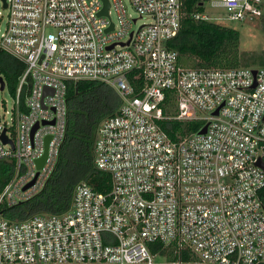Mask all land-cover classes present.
Returning a JSON list of instances; mask_svg holds the SVG:
<instances>
[{
  "label": "built area",
  "instance_id": "obj_1",
  "mask_svg": "<svg viewBox=\"0 0 264 264\" xmlns=\"http://www.w3.org/2000/svg\"><path fill=\"white\" fill-rule=\"evenodd\" d=\"M206 5L245 21L264 0H204L192 17L223 21ZM0 6V49L26 64L16 93L9 89L12 105L0 96V158L16 162L0 194V264H264V66H184L171 45L188 14L183 0ZM1 77L4 91L0 68ZM71 81L106 83L122 100L95 142L111 190L82 180L68 211L12 221L1 206L38 194L56 170ZM169 99L177 113L166 114ZM164 119L203 124L175 140ZM153 242L187 247L196 259L158 261Z\"/></svg>",
  "mask_w": 264,
  "mask_h": 264
},
{
  "label": "trees",
  "instance_id": "obj_2",
  "mask_svg": "<svg viewBox=\"0 0 264 264\" xmlns=\"http://www.w3.org/2000/svg\"><path fill=\"white\" fill-rule=\"evenodd\" d=\"M188 12L182 21L179 35L171 45L180 53L181 63L187 67H239L259 63L264 66V58L243 55L238 49L241 33L238 29L221 21L198 20L192 11L203 10L204 0H183ZM0 68L10 91L15 94L20 77L26 69L23 60L1 51ZM29 85L23 89L25 98ZM122 100L118 92L106 83L96 81H71L68 88V121L59 162L45 188L30 199L14 206L3 204V216L12 221L26 220L36 214H61L68 211L73 202L76 185L85 180L97 191L109 192L112 175L99 169L95 164V142L97 130L108 116L114 115ZM166 114L177 113L176 103L169 99ZM163 129L173 139L198 132L200 121H180L164 119ZM16 168L15 159L0 158V194L12 179ZM264 203V188L260 191ZM152 252L170 261L195 260L189 248L174 245L163 246L160 242L150 244Z\"/></svg>",
  "mask_w": 264,
  "mask_h": 264
},
{
  "label": "rangeland",
  "instance_id": "obj_3",
  "mask_svg": "<svg viewBox=\"0 0 264 264\" xmlns=\"http://www.w3.org/2000/svg\"><path fill=\"white\" fill-rule=\"evenodd\" d=\"M205 9L213 16L223 17V21L221 22L226 23L227 25L232 26L240 31L241 38L238 49L243 55L248 57L254 55V57L258 56L260 59L264 58V5L259 15L245 21H230L225 19L227 11L224 8H211L209 5H206ZM3 13L6 15V11H3ZM130 13L132 16H137L136 12L132 8H130ZM142 22L143 20L138 21L137 26ZM3 23L0 22V28L4 27ZM256 66H260L259 63L245 67ZM0 96L7 100L9 106L12 105L13 99L9 88L5 89L4 91H0ZM156 260L164 261L165 259L163 257H157Z\"/></svg>",
  "mask_w": 264,
  "mask_h": 264
},
{
  "label": "water",
  "instance_id": "obj_4",
  "mask_svg": "<svg viewBox=\"0 0 264 264\" xmlns=\"http://www.w3.org/2000/svg\"><path fill=\"white\" fill-rule=\"evenodd\" d=\"M5 5H6V4H5ZM108 9H109V4L107 3V5H106L105 9L103 10V12L107 13V12H108ZM111 47H113V46H111ZM0 53H1V49H0ZM0 81L2 82V87H1V88L3 89V88L5 87V81H4V79H3L2 77L0 78ZM215 113L217 114V113H218V110H217ZM208 125H209V123H207V124H206V125H205V126L199 131V134L206 133ZM3 139H4L5 142H8V141H9V139H8V137L6 136L5 133L3 134ZM44 159H45V157H44L43 159H41V161H40V166L42 165ZM32 183H33V182H32ZM32 183L28 184L27 187L30 186Z\"/></svg>",
  "mask_w": 264,
  "mask_h": 264
}]
</instances>
